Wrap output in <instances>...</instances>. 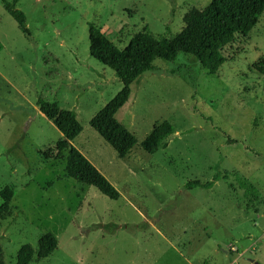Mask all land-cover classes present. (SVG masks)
<instances>
[{
    "label": "rangeland",
    "instance_id": "obj_1",
    "mask_svg": "<svg viewBox=\"0 0 264 264\" xmlns=\"http://www.w3.org/2000/svg\"><path fill=\"white\" fill-rule=\"evenodd\" d=\"M210 1L19 0L26 36L0 0V190L13 188L0 224L4 264L46 233L55 250L30 264H264V12L222 49L218 73L179 54L130 85L115 115L136 139L125 157L89 126L122 84L90 57L88 25L123 49L141 32L172 38ZM39 99L76 114L82 131L71 144L118 200L65 175L61 134ZM164 121L172 135L145 153L142 141ZM217 172L210 189L185 188Z\"/></svg>",
    "mask_w": 264,
    "mask_h": 264
},
{
    "label": "trees",
    "instance_id": "obj_2",
    "mask_svg": "<svg viewBox=\"0 0 264 264\" xmlns=\"http://www.w3.org/2000/svg\"><path fill=\"white\" fill-rule=\"evenodd\" d=\"M18 1L1 0V3L19 30L29 36L25 15L16 9ZM263 12L264 0H211L201 10L190 9L182 18V29L172 38L156 40L141 32L134 35L123 49H118L108 34L88 25L90 57L109 68L122 84L120 91L91 118L89 126L113 149L118 158L125 157L136 145V139L117 121L115 115L128 101L130 85L145 72L154 71L155 60L173 62L179 54L194 57L208 74L218 73L225 62L222 49L232 43L236 36H246ZM259 69L263 72L262 67ZM37 107L61 134V138L55 143V158L65 160V175L81 184L94 187L110 200H118V191L71 144L82 131L76 114L60 109L57 103L41 99L37 101ZM172 133L171 124L162 122L142 141L141 149L149 155L155 154L165 146V140ZM215 168H218V164ZM220 179L222 178L217 172L210 181H189L185 188L208 190ZM12 198V187L5 186L0 190V224L11 215ZM56 246L55 237L46 233L38 239L36 250L30 245L20 247L16 264H30L34 257L37 260L45 259ZM2 255L0 246V264H4Z\"/></svg>",
    "mask_w": 264,
    "mask_h": 264
},
{
    "label": "water",
    "instance_id": "obj_3",
    "mask_svg": "<svg viewBox=\"0 0 264 264\" xmlns=\"http://www.w3.org/2000/svg\"><path fill=\"white\" fill-rule=\"evenodd\" d=\"M255 264H257V263H255Z\"/></svg>",
    "mask_w": 264,
    "mask_h": 264
}]
</instances>
